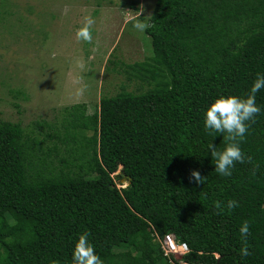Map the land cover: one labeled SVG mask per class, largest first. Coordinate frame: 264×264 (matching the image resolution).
<instances>
[{
    "label": "trees",
    "instance_id": "obj_1",
    "mask_svg": "<svg viewBox=\"0 0 264 264\" xmlns=\"http://www.w3.org/2000/svg\"><path fill=\"white\" fill-rule=\"evenodd\" d=\"M148 21L150 55L123 64L136 89L102 95L91 113L84 102L62 108L60 166L48 161L56 145L44 150L19 122L0 121V264H72L84 232L104 264H171L167 233L187 244V264H264V89L231 176L209 150H223L225 134L204 124L215 98L246 97L264 74V0H155Z\"/></svg>",
    "mask_w": 264,
    "mask_h": 264
},
{
    "label": "rangeland",
    "instance_id": "obj_2",
    "mask_svg": "<svg viewBox=\"0 0 264 264\" xmlns=\"http://www.w3.org/2000/svg\"><path fill=\"white\" fill-rule=\"evenodd\" d=\"M154 4L0 0V121L19 122L44 150L56 145L48 161L60 166L67 146L54 132L61 130L62 108L84 102L91 113L102 95L122 87L136 89L138 82L127 78L123 64L150 55V41L133 27L132 17L143 8L141 19L148 20ZM86 15L95 20L91 43L76 39ZM110 60L120 62L113 65ZM113 174L117 187L129 183L120 165Z\"/></svg>",
    "mask_w": 264,
    "mask_h": 264
},
{
    "label": "clouds",
    "instance_id": "obj_3",
    "mask_svg": "<svg viewBox=\"0 0 264 264\" xmlns=\"http://www.w3.org/2000/svg\"><path fill=\"white\" fill-rule=\"evenodd\" d=\"M143 8L132 17L133 27L140 32L145 31L151 26L150 21L141 19ZM147 17V16H145ZM95 20L86 15L83 22L76 30V39L91 43L93 40L92 28ZM82 68L83 63L78 62ZM264 89V74H257L250 92L246 97H238L235 95H220L205 110V128L212 132H218L224 135L225 147L223 150H217L214 144L209 145L212 159L215 161V171L221 176H231V169L237 162L244 163L246 156L242 151L240 144L248 132L249 122H255V116L260 113L261 109L256 104V93ZM250 160V157L247 158ZM190 181L194 180L197 184H204L206 176H201L199 171L193 170L189 177ZM214 214H221L225 210L222 202L215 201ZM235 200L227 201V209L238 207ZM250 225L245 220L239 232L241 234V242L243 247L240 249L242 257L250 256L248 248L247 236L249 235ZM89 233L84 232L79 235L75 242L72 252V264H104L99 255L96 254L93 244L88 239ZM55 264V262H53Z\"/></svg>",
    "mask_w": 264,
    "mask_h": 264
},
{
    "label": "built area",
    "instance_id": "obj_4",
    "mask_svg": "<svg viewBox=\"0 0 264 264\" xmlns=\"http://www.w3.org/2000/svg\"><path fill=\"white\" fill-rule=\"evenodd\" d=\"M163 253L169 257L171 264H187L183 255L189 251L185 242H178L173 233L165 234L161 239Z\"/></svg>",
    "mask_w": 264,
    "mask_h": 264
},
{
    "label": "water",
    "instance_id": "obj_5",
    "mask_svg": "<svg viewBox=\"0 0 264 264\" xmlns=\"http://www.w3.org/2000/svg\"><path fill=\"white\" fill-rule=\"evenodd\" d=\"M125 176V175H124Z\"/></svg>",
    "mask_w": 264,
    "mask_h": 264
}]
</instances>
